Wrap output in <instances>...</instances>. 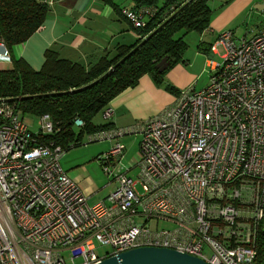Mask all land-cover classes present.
<instances>
[{
    "label": "built area",
    "instance_id": "built-area-1",
    "mask_svg": "<svg viewBox=\"0 0 264 264\" xmlns=\"http://www.w3.org/2000/svg\"><path fill=\"white\" fill-rule=\"evenodd\" d=\"M119 11L134 29L156 12ZM215 45L224 48L223 62H209L205 88L181 89L172 106L137 127L86 134L89 143H112L98 160L116 187L101 201L89 203L63 170L64 148L37 138L53 132L50 117L40 116L33 133L16 106L0 100V264H97L138 247L206 264H256L264 231V31L238 41L222 31ZM0 49L8 61L1 37ZM112 116L105 107L103 119ZM126 135L140 138L135 180L121 171ZM151 221L172 227L151 230ZM100 247L109 251L99 256Z\"/></svg>",
    "mask_w": 264,
    "mask_h": 264
},
{
    "label": "trees",
    "instance_id": "trees-1",
    "mask_svg": "<svg viewBox=\"0 0 264 264\" xmlns=\"http://www.w3.org/2000/svg\"><path fill=\"white\" fill-rule=\"evenodd\" d=\"M134 7L147 6L156 10L145 22V27L135 29L140 35L130 47H119L117 54L108 59L102 57L96 64L86 68L59 57L54 50H46L39 70H33L23 59H13L10 70L0 71V100H9L25 114L48 115L53 132L37 134L41 143L61 146L65 151L81 145L83 136L108 125L92 124L93 117L101 112L112 99L128 88L138 84L143 75L162 87L165 74L180 60L185 49L182 40L175 39L178 32L203 33L209 29L210 0H134ZM111 3V0H104ZM47 6L37 0H0V37L6 47L24 43L43 24ZM151 38L117 66L98 83L89 86L132 49L154 32ZM166 64L160 71L158 64ZM163 88L175 93L167 84ZM79 119L83 127L73 130ZM255 262L264 264V231L259 232L255 242Z\"/></svg>",
    "mask_w": 264,
    "mask_h": 264
},
{
    "label": "crops",
    "instance_id": "crops-1",
    "mask_svg": "<svg viewBox=\"0 0 264 264\" xmlns=\"http://www.w3.org/2000/svg\"><path fill=\"white\" fill-rule=\"evenodd\" d=\"M235 2L226 6L225 11L220 10L222 13L212 19L209 29L200 34L197 50L199 56L200 52H203L208 58H213L218 53V48L224 50L223 46H216L215 42L222 31H230L225 21L229 18V10ZM239 5L240 1L237 6ZM132 7L134 3L127 6ZM120 8L121 6L114 0H111V3L100 0H54L53 4L47 7L42 26L24 43L8 49V61L0 58V71L10 70L13 59H23L33 70H39L46 50L50 49L56 51L60 58L81 64L87 69L102 57L113 58L119 47H130L140 38L130 23L122 17ZM233 39L238 41L234 37ZM214 45L212 53L210 48ZM191 62L192 60L187 64H177L166 74V79L175 89V93L156 86L150 76L143 75L135 87L124 90L110 101L108 106L113 109L112 118L94 125H108L120 129L137 127L163 109L172 106L179 90L191 85L195 77ZM206 62L207 67L209 65L207 59ZM138 160L139 154L134 162H131V167L125 169L121 166V171L130 177L128 173L135 168ZM73 181L80 186L77 180ZM80 188L87 194L89 201L96 195L92 189L81 186Z\"/></svg>",
    "mask_w": 264,
    "mask_h": 264
},
{
    "label": "rangeland",
    "instance_id": "rangeland-1",
    "mask_svg": "<svg viewBox=\"0 0 264 264\" xmlns=\"http://www.w3.org/2000/svg\"><path fill=\"white\" fill-rule=\"evenodd\" d=\"M235 1L236 0H210L208 2V5L211 9L210 22L216 16H219L223 11H225L226 6H228L230 3H234ZM238 1H240L241 3V5L239 6H237ZM114 2L121 7H127L130 4H133L135 1L114 0ZM230 9L231 10H229V18L225 21V25L229 28L232 36L235 39L249 40L261 31H264V1L237 0ZM220 10H222V12H220ZM199 36L200 34H198L197 32H189L186 34H184L183 32H178L174 35L175 39L180 38L185 44V49L181 56L182 58L177 64H187V62L190 63V60H192L191 63L195 77L191 81V85H193L196 90L205 88L209 81L210 66L207 65L206 67V59L208 61V64L210 61H212L219 65L223 62L222 54H224V50L218 48V53L215 54L213 58H208L205 53L198 51L200 52L199 56L197 53V50H199ZM189 56L191 59L189 58ZM168 72L169 71H167V73ZM166 74L162 83V87L169 84L166 79ZM102 111L97 113L93 117L91 121L92 124H100L103 122L104 119L102 118ZM22 118L31 132L37 133L40 130L39 116L25 114L22 116ZM78 129L79 128H73L75 132H78ZM139 140L140 138L138 135H126L119 140V142H121L125 146L123 160L121 161V166H124L125 169L126 167H131V162H134V159H136V156L138 155ZM111 146L112 143L108 141H96L89 143L88 136L84 135L82 138V144L67 150L60 160V165L71 179L77 180L81 187L92 189L96 192V195L89 201V203L103 200L102 198L106 197V195L113 191L116 187V183L112 181V178L105 175L103 171V165L98 160V157H100V155H102L103 153L108 152ZM109 169L112 170V167L109 166ZM137 171L138 169L137 167H135L128 173V175L135 180ZM147 225L151 230L170 229L172 227V225H170L169 223L161 221L157 223L155 221H151L148 222ZM108 251L109 248L100 247L96 250V253L99 256H102Z\"/></svg>",
    "mask_w": 264,
    "mask_h": 264
},
{
    "label": "water",
    "instance_id": "water-1",
    "mask_svg": "<svg viewBox=\"0 0 264 264\" xmlns=\"http://www.w3.org/2000/svg\"><path fill=\"white\" fill-rule=\"evenodd\" d=\"M192 0H190L191 2ZM163 23L158 27L154 32L148 35L145 39L142 40L134 49H132L125 57H123L118 63H116L112 68L108 70L103 76L94 81L93 83L87 85L92 86L98 83L101 79L111 73L117 66L124 62L133 52H135L141 45L148 41L157 30L163 27ZM160 71H164L166 64L161 62L157 65ZM9 101V100H8ZM97 264H206L202 260L192 257L187 254H183L174 250L165 249V248H155V247H138L135 249H130L119 253L116 256L109 257L102 260Z\"/></svg>",
    "mask_w": 264,
    "mask_h": 264
}]
</instances>
